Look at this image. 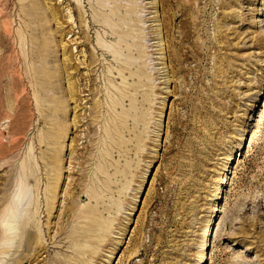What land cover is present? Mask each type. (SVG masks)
I'll list each match as a JSON object with an SVG mask.
<instances>
[{"label":"rangeland","instance_id":"obj_1","mask_svg":"<svg viewBox=\"0 0 264 264\" xmlns=\"http://www.w3.org/2000/svg\"><path fill=\"white\" fill-rule=\"evenodd\" d=\"M154 1H120L134 6L140 21L131 27L133 65L109 72L108 95L107 62L99 51L102 61L91 70L85 58L98 28L80 33L69 19L72 5L0 0V49L7 44L4 26L15 49L0 53V218L20 182L25 192L10 237L0 240V264L31 253V264H197L205 236L202 264H264V0H174L189 1L199 23L179 61L170 53L179 47L181 17L176 13L172 46L161 35L162 58L156 21L162 9ZM81 4L88 21L91 8ZM46 6L55 9V21ZM196 38L203 47L191 46ZM27 42L51 51L30 63L39 77L50 76L45 88L27 79L25 62L22 75L14 71V53ZM64 47L78 97L60 93L68 88L58 70ZM98 97L103 108L95 106ZM245 124V139H236ZM229 153L235 159L226 164ZM224 168L228 180L215 199ZM89 192L105 201V210L96 208L107 229L99 244L73 234L95 210ZM215 202L219 210L206 231ZM30 224L41 234L25 251L17 234Z\"/></svg>","mask_w":264,"mask_h":264},{"label":"bare ground","instance_id":"obj_2","mask_svg":"<svg viewBox=\"0 0 264 264\" xmlns=\"http://www.w3.org/2000/svg\"><path fill=\"white\" fill-rule=\"evenodd\" d=\"M120 1H122V0H87V4L91 8L90 9V16L88 17V21H87L85 18L86 16L84 17V13L87 10H83V5L81 4V0H66V6L69 7V5H72V7L70 8L71 10H70L69 19L72 21V23H75L76 21H78V24L76 27H78L80 33H84V30L86 31V29H89V28H94V27L98 28L97 30H98V33H100V34H98L99 36H98V38H96V43H94V47H93L94 51L96 49V53L92 50H88L87 57H85V56L84 57L88 58L87 65H88V67L91 66L90 67L91 70L93 67H95V65L100 64V62L102 61L98 58L97 55H99V54H97V52L100 51V54L104 59L103 61L107 62L106 67H104V70H103V79L106 82V89H107L108 95H109V89H110L109 72L110 73H111V71L112 72L113 71L118 72L120 70H123L124 68H125L124 70L127 71V69L131 68L133 65L132 57L134 56V54L136 52V42H137L136 38L137 37H136L135 31H133L131 27L136 26L137 23L140 21V19L137 18L136 15H133V13L136 11L135 7L134 6H126L125 4L120 3ZM157 1H158V4H160L161 9H162V17L158 18L159 16H156V21H158V24H157L158 36L161 40V42H160V55L162 58H164V56H163L164 48H163L161 35L166 37V40H164V41H166L168 43V47L172 46L174 43L173 35H172V29L175 26L174 20H175L176 13H179V17H181L180 20L178 21V25H177L178 38H179L178 39L179 42H177V44L179 47H178L177 51H175L174 53H170L176 61H179V55H180V53L183 54L182 51L185 48L184 44L193 38L194 33L196 34L199 31V29H198L199 23L197 22V17L191 11L193 7L190 5L189 1L181 2L182 1L181 0L178 5L174 4V0H157ZM107 3L108 4L110 3L111 7ZM154 3H156V0L154 1ZM226 5H227V3H226ZM226 5L224 4V5H222V7H225ZM230 5L227 7H230ZM227 7H225V8H227ZM166 8H167V11H165ZM46 9L47 10L49 9L48 12H45L46 17L48 15L51 17V19H54V21H55L57 19V13L54 11L55 9L53 10V8L47 7V6H46ZM198 10H195L196 13H198ZM44 11H45V9H44ZM35 14L39 15L38 11H35ZM47 19H48V17H47ZM222 19H224V16ZM220 22H222V20L219 21V24L217 23L218 24L217 28L220 31L219 34H221V31H222L221 30L222 24ZM99 27H101V30ZM62 33L68 34L69 31L63 32V30H62ZM3 35L7 39V44L5 46H3V48L0 49V53L2 55H4V53H6V52H9L10 50L15 51V49L13 48V44L10 40V38L12 36V31L8 26L3 27ZM76 39H78V38H76ZM86 41L87 42L89 41L88 36L85 37V43H83V44H85L86 48H88L89 44L86 43ZM107 41L110 42L109 46L104 45V43H106ZM217 42H220V41H217ZM25 44H27V47L25 50H23V51L21 50V52L19 50H17L16 53H14L15 54L14 57L16 60V64L14 65V71L18 74V76L22 75L23 72L21 69H19V64H23V62H25L26 64H28V70L24 71L27 79L30 80V82H33V81L38 82L37 85L39 86V88H45V86L49 85L50 83H53V81L51 82V79L49 78L50 76L48 77L47 74H42V77H39V75H41V73L34 67V65L31 66L30 63H32V62L34 63L35 59H37V57H39L42 53H44V55H46L47 58H50L51 51L48 48H45L44 44H37L34 42L33 43L27 42ZM191 46L193 48L194 47L201 48L204 46V44L199 42L198 39L196 38L195 41H192ZM195 51H197V50H193V52H195ZM168 52H169V50H168ZM67 54H68L67 48L64 47L63 48L64 60H63L61 68H58V70L60 72L59 74L63 78H66L68 88L67 89L66 88H62V89L60 88L61 89L60 93L62 94L63 97L69 96V95L72 97H78V94L80 92L78 90V84L76 82H74V83L69 82V78H70L69 64L71 61V53H69L68 55ZM109 58H111V60H109ZM1 59H2V57L0 56V61H1ZM46 62H48V59H46ZM10 63H12V61ZM16 65H17V67H16ZM119 74H121V72ZM90 75L87 77L89 84H90V82L92 83L95 80V78L93 80V78H91ZM88 91H90V93H91V90H88ZM99 91L101 92V90H99ZM98 92H96V90H94V92H93L94 94L93 93L92 94L95 96V94L98 95ZM99 98L100 97H98L97 100L95 101V106L103 108L104 104L101 101V99H99ZM106 102H107V100H106ZM107 105H108V112H109V102H107ZM57 109H58V107H57ZM247 132H248V124H245L241 127L239 136L236 139H238V140L245 139L244 134ZM233 159H235L233 157V154L229 153L226 157V164H228L230 161H233ZM225 171L226 170L224 168V172L218 178L219 184L217 186L215 199H218L220 192H222L221 187L224 184L226 185V183H227L228 177L226 174L227 172L225 173ZM20 181H21V179H20ZM19 189L22 191L19 192L18 191ZM99 191H101V190H99ZM103 191L104 190H102V192ZM15 192L16 193L14 194L13 198L11 199V203H10L9 207H7V209L5 211H2L0 222H1L2 228H5V231L3 233L0 232V240H7L10 237L9 234H7V232L11 231V229H12L11 225L13 224V222H16V213H17L18 208L22 202V199L25 196L24 187L22 186L21 182L18 184L17 188L15 189ZM101 195H103V194H101ZM88 197H90V199L92 198L91 203L94 205L95 210H93V212H92L93 214L89 217L90 220L87 223V227L84 229H79L77 232H74L73 234H74V237H77L80 239H88L89 237H90L89 239L95 238V243L99 244V242H101L103 240V238L105 237L104 232H106L107 229L105 227L106 226L105 223H102L101 221H99V219H98V221L96 220L98 217V214L96 212V208H98L99 212H101V210L104 209L105 201H104V199L97 198V194L95 192H89ZM211 209H212L211 210L212 220L208 221L209 227L206 231H208L210 226L214 223L213 222L214 218L216 216V213L219 210V208L216 205V202L214 203V205L212 206ZM69 211H70V213L72 212V207H71V209H69ZM33 227L34 226L32 224H30L29 227H23V228L19 227V229L21 231H19L20 233L17 234V236L19 237L18 238V242H19L18 244H19V247H24L25 251H27L31 246H33L35 235L37 236V238H39V236L41 234L40 229L37 231H34L35 232L34 233L32 231ZM38 242L42 243L40 240H38ZM38 245H39L38 251L45 249L44 244L43 245L38 244ZM203 245L205 246L204 248H202ZM207 246L209 247V244H207V236H205V239L203 240V244L201 246V252H200V256H199V260H198L197 264H202V260L204 259L205 251L208 248ZM4 250H6V248L3 249V252H5ZM73 250L78 252V254H81V252H83L80 248H74ZM23 259H26L25 262H29V264H31L35 261L34 260L35 257L33 255V253H31L29 256H27V254H24V255L16 257L15 259H13V264H21L23 262L22 261ZM108 261H109V259L107 260V262Z\"/></svg>","mask_w":264,"mask_h":264}]
</instances>
